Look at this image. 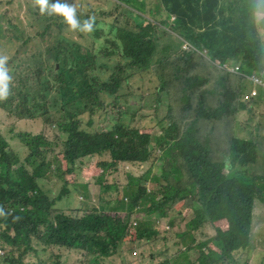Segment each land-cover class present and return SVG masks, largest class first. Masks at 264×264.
I'll return each instance as SVG.
<instances>
[{"label":"trees","instance_id":"1","mask_svg":"<svg viewBox=\"0 0 264 264\" xmlns=\"http://www.w3.org/2000/svg\"><path fill=\"white\" fill-rule=\"evenodd\" d=\"M29 1V14L52 20L44 31L55 26L58 40L50 59L53 64L32 73V84L24 87L17 104L18 99L3 105L8 115L31 121L17 136L31 151L23 162L0 132V179L9 185L0 187V203L9 212L0 247L7 257H26L35 252L36 240L50 238L52 246L70 250L73 264L112 262L123 243L153 239L149 220L141 221L133 235L132 216L143 219L155 212L165 217L175 206L196 214L181 254L187 257L197 251L198 264L220 263L249 247L253 203L264 199V168L259 167L264 164V145L235 136L236 112L245 107L243 98L251 97L253 84L245 80L255 75L264 81V5L255 2L251 7L248 0H153L144 7L150 0H111L113 10L75 12L81 22L92 17L93 28L87 32L91 57L73 65L78 57L63 34V23L58 22L63 16L41 13L36 0ZM63 2L69 4V0ZM158 10L167 16L156 17ZM167 26L172 27L166 30ZM186 43L189 50L184 49ZM223 66L238 68V73L224 71L222 76L219 68ZM208 70H213L211 77L205 73ZM134 78L149 88L139 95L124 94V87ZM65 84L76 87L70 100ZM156 96L155 111L141 117L132 112V99ZM258 99L263 101L264 90ZM112 109L118 118L102 130L100 125L108 124ZM38 121L43 129L58 127L68 133L66 145L75 151L60 153L67 173H75L70 165L82 166L81 159L99 156L89 163L85 178L98 165L116 174L115 184L102 185V200L107 202L98 211L87 213L71 200L61 205L38 187L37 179L46 173L47 155L59 146L58 137L50 141L44 131L35 130ZM82 124L89 128H81ZM157 126L163 134L152 138ZM214 133L218 134L216 143ZM155 139L161 154L151 146ZM42 146L48 149L40 151ZM108 153V161H103ZM159 160L161 173L153 174L150 169ZM146 165L148 171L139 177L131 175L134 167ZM121 169L126 181L123 192L118 190ZM81 181L72 176L63 185H85ZM146 182L157 188L149 191ZM65 191L62 186L61 193ZM197 214L212 216V222L228 218L229 229L218 230V239H208L200 232L203 219ZM147 246L151 250L152 245ZM218 251L223 257H217ZM186 257L177 264H183Z\"/></svg>","mask_w":264,"mask_h":264},{"label":"rangeland","instance_id":"2","mask_svg":"<svg viewBox=\"0 0 264 264\" xmlns=\"http://www.w3.org/2000/svg\"><path fill=\"white\" fill-rule=\"evenodd\" d=\"M249 5L252 7L256 2L258 6L264 5V0H248ZM150 3H153V0H150L144 4V7H148ZM70 4L75 8V12L88 13L89 10H93L96 12H100L103 10H113L114 6L111 0H70ZM29 5L32 3L29 1ZM28 3H26V11L28 13L22 18L21 10H12L10 9V4L6 1H0V13L3 10L6 12L9 20L6 18H2L0 21V28L2 30L3 35H0V40L5 42L6 48L12 52L14 57L12 60L14 61V71L9 77L8 80L10 84V88H8V94L5 98L0 99V131L5 134L7 138L11 136L12 133L16 132L19 128L16 127L17 121L15 118H11L5 112L7 109L4 108V103L6 100H17L19 96V92L23 90L25 86H30L32 84V73L36 71L37 68L44 70L45 63L49 61V59L53 56L52 50L54 49L56 42L58 40V32L55 29V26L49 28L47 31H44V28L50 22L47 21L46 18H38L35 14L30 15ZM34 13H40L39 11H33ZM157 12V11H156ZM261 12H264L261 11ZM260 13V12H258ZM164 16H167L166 14ZM256 17V20L259 21L261 19L260 15ZM157 17L160 18L161 15L157 14ZM174 20V18H173ZM65 27H63V34L68 35V40L70 45H74L75 47L71 49L72 53L78 57V60L73 63H77L79 59L87 60L90 56L91 50V40H89V34L87 32H82L76 29H71L69 25L65 22V20H60ZM173 25V21L170 23ZM172 26L165 27L166 30H169ZM175 35V31L172 30ZM14 33L13 37L10 39L7 38V34ZM173 37H176L174 36ZM6 39V40H5ZM169 45H171V41L168 40ZM3 47V45H0ZM79 47L80 51L76 48ZM164 45L162 46V48ZM185 48V45H184ZM162 50V49H161ZM206 53H203V57H205ZM207 63V56L204 58ZM219 68V67H218ZM221 71V75L224 76V71L228 73L234 74L232 69L229 67L219 68ZM213 70L205 71L206 75L209 77L212 76ZM106 78V76H105ZM246 84H253V89L250 93V96L257 91L259 94V89L257 88V84H263L264 81L255 77L251 80L246 79ZM65 94L67 99H71L76 93V87L72 84H65ZM149 86H145V82L139 80L138 78L133 79L128 86L124 87V94L133 93L135 95H139L141 92L147 91ZM248 97L243 98L241 103L245 105L243 108H239L236 112V118L238 119L235 136L239 139L248 137L249 141L253 138V141L257 144L264 145V99L260 101L258 97ZM19 99L16 101L17 104ZM132 107V112L136 113V116L141 117L145 112H153L159 106L158 97H148L146 100L140 101V98H134L130 102ZM2 105V106H1ZM118 112L116 109H112L108 115V124H102L101 129L107 130L109 126L113 124L114 120H117ZM143 121V119H142ZM141 121V122H142ZM86 119L84 120V123ZM31 121L27 122V125H23L20 129H27ZM36 127V131H44L48 134L50 141L52 138L58 137L56 139L57 144L59 145L57 148H54L53 152H60L62 149L61 143H69V141H63L67 136L63 134L61 137L62 129L58 127H49L45 126L43 129L39 125V121L34 123ZM83 127L89 128L86 124H82ZM91 130V129H89ZM163 130L160 127H156L155 131H153V137L162 136ZM212 138L214 142L219 141L218 134L214 133ZM153 150H157L158 154H161L160 149L156 143V139L153 140L152 143ZM12 147L15 152L18 153L19 157L23 158L25 153L20 151L21 145L13 142ZM213 148V147H212ZM48 149V146H42L40 151H44ZM74 150V149H73ZM214 151V150H213ZM215 153V151H214ZM60 154V153H59ZM51 154L47 155L48 160L50 159ZM37 162H40V159H37ZM162 162L159 160L157 164L152 169L153 174H160L162 170ZM260 168H264V164L259 163ZM149 168V165L144 167L134 168L135 174H140ZM95 170H92L89 175L93 176ZM109 172V171H108ZM112 176H109L108 180L113 181L114 176L116 174L110 173ZM72 177V176H70ZM82 180V179H81ZM118 182L120 184L126 183L125 181V173L121 169V175L119 177L118 174ZM122 186V185H121ZM148 190H155L157 185L152 182L147 183ZM59 185L56 187V190L59 191ZM124 188L122 187V191ZM100 188L98 183L96 187L92 190V196L97 197L99 195ZM74 204L78 205L83 202L79 198V194H75L73 197ZM67 208V207H66ZM69 210V209H68ZM185 207H177L174 211L170 212L168 218L162 219L161 222L156 224V228L158 230L159 239L155 243H141L136 244L132 242L123 243L121 248V252L119 255L115 256L112 262L105 261L102 264H153L162 263L164 259H168L173 255L177 254L179 247H183L182 239L188 234L193 228L190 226V219L194 217V214L189 210L188 215L185 214ZM78 216H83L82 213L78 212ZM256 219L254 221V226L252 227V233L261 235V238L264 236V205L257 202L256 203ZM131 219H134L132 216ZM177 221V224L174 228L170 227L171 222ZM165 239V240H164ZM147 245H152L151 250H149ZM249 253L250 256H253L254 264H264V240L255 238V242L250 245L249 250L246 252ZM198 252L193 251L192 254H188L187 257L191 263L196 264V257ZM73 255L61 254V253H50L43 255L41 257H33L29 256L26 258V264H40L41 262L44 264H73L72 262ZM248 259V257H247ZM252 261V262H253ZM239 264H243L245 259L240 257L237 259Z\"/></svg>","mask_w":264,"mask_h":264},{"label":"clouds","instance_id":"3","mask_svg":"<svg viewBox=\"0 0 264 264\" xmlns=\"http://www.w3.org/2000/svg\"><path fill=\"white\" fill-rule=\"evenodd\" d=\"M0 1H6L7 3L10 4V9L12 10H21V17L23 18L28 12L26 11V3H28L29 5V0H23V3H19V5L17 7H15V2L16 0H0ZM36 3L39 5V10L41 13L44 12H48V14H52V13H57L62 15L63 17H61L58 22L60 23V20H65V22L67 23V25H69V27L71 29H76L82 32H88L91 31L93 28V23H92V17H89L88 19L83 20V22L79 21L75 15V8L70 4V0H69V4L67 2H63V0H55V2L52 3V0L50 2H48V0H36ZM135 9H133L135 12L138 13L137 10H139L137 8V6H135ZM1 10V7H0ZM78 13V12H76ZM161 16H164L165 13L164 11L158 10V13ZM156 14V17H157ZM142 16H145L144 12H141ZM2 18H6L7 21L9 20L8 16L6 15V12H4L3 10L0 13V21ZM172 19L175 17H171ZM63 27H65V24H63ZM52 28V27H51ZM0 35H3L2 30L0 28ZM14 33L11 34H7V38L6 39H10L11 37H13ZM5 39V40H6ZM0 45H3V47L0 46V99H3L7 96L8 94V88H10V84L8 82V80L10 79L9 77L11 76V74L14 71V61L12 60V58L14 57V55L12 54V52H10L9 49L6 48L5 42L3 43L2 40H0ZM188 47V48H187ZM191 47L189 45H185V50H189ZM51 59V58H50ZM50 59L48 62L45 63V65L47 63L53 64L52 62H50ZM223 67H229L230 66H223ZM221 67V68H223ZM58 69V67H57ZM233 73L237 74L238 73V68H231ZM256 76H252L247 78L248 80H251L253 78H255ZM135 79V78H134ZM63 86V85H62ZM257 88L259 89V94L261 93V90H264V85L263 84H257L256 85ZM65 88V87H63ZM25 91L24 88L23 90H21L19 92V94ZM256 92V94L254 95V93ZM251 97H256L258 96V92L255 91ZM76 95V94H75ZM74 95V96H75ZM50 98L52 96H54V91L49 93ZM66 96V94H65ZM73 96V97H74ZM72 97V98H73ZM250 97V98H251ZM71 98V99H72ZM248 98V99H250ZM67 99V98H66ZM70 100V99H67ZM2 106V105H1ZM7 115L8 113L5 112ZM11 118H15L17 121L16 127L19 128L16 132L12 133L11 136L9 138H7L5 136L4 133H2L1 131V136L9 143V149L11 150V152L15 155L18 156V153L15 152L14 148L12 147V143H18L19 145H21L20 151L25 153V156L23 158H20V161L23 162L24 159L30 155L31 151L25 146V144L19 139L17 138L19 133H24L25 129H20V127H22L23 125H27V122L30 121L28 118H24V119H19L17 117L8 115ZM81 128L83 129H88L85 128L81 125ZM63 134H65L66 139L63 141H67L68 138V133H61V137L63 136ZM61 151L59 153H66V150H70V151H75V148H70L65 144L61 143ZM74 149V150H73ZM54 151V150H53ZM58 152H51V156L50 159L48 160V158H46V166H45V175L38 178L37 179V185L38 187L41 189V191L46 194L47 196H49L52 200L53 198L60 203L61 205L63 203H66V201H73V196L75 194H79V198L83 201L81 203H79L81 205V207L87 212V213H91V212H96L100 209L101 204L103 203V205L105 204V202L102 200V185L104 184H115L114 180L113 181H109L108 178L109 176H112L110 174V172L105 171L101 166L98 165L97 168H93L92 170H95L93 176H90L89 173L86 174V178H85V170L87 168H90L89 163L91 161H95L99 156H95V157H87V158H83L80 160V162L78 163H83L82 166L78 167V166H73L70 165L71 168H76L75 173L69 174L67 173V168L68 166L66 164H63V161H65V159H62V157L60 156ZM109 159V153L108 155H106V158L103 161H108ZM41 163V161L39 162ZM102 163V162H101ZM100 163V164H101ZM140 167H144V166H140ZM135 168V167H134ZM134 168L132 169L131 175H133L134 177H139L140 175L143 174V172H141L140 174H135V170ZM149 168L146 171H148ZM152 171V168L150 169ZM70 176H77L80 179H82L81 183H84L85 185H81L78 187H75L73 185H71L70 183H67L66 185H63V180H65L66 178H69ZM107 180V182H106ZM98 183L99 188H100V192L99 195L97 197L92 196V190L94 187H96V184ZM102 183V184H101ZM148 182H146L147 185ZM59 185L60 189L59 191L56 190V187ZM123 184H120L118 182V187H119V191H122V187L121 186ZM9 185L4 181V179H0V187H8ZM62 186H66L67 191L62 192L61 193V189ZM61 194V199L57 200V197ZM112 194V193H111ZM111 194H105L104 197H108ZM0 201H1V194H0ZM259 202L261 204L264 205V199L261 198H256L254 200L253 203V220H252V227L254 226V221L256 219V203ZM78 204V205H79ZM175 209H177V206H175L174 208L170 209L168 212V215L163 217V216H159L157 213L152 212L149 214L148 217H143L139 218L137 216H133L134 219H131L130 221V227L131 230L133 232V235L136 236V231L137 228L139 227V223L141 221L144 220H149L151 222V227L153 228V239L151 241H143L142 243H155L158 241L159 237L158 236V230L156 228V224L158 222H161L162 219H166L168 218L170 212L174 211ZM189 211V210H188ZM188 211L185 210V214L188 215ZM193 214L194 217L192 219H190L189 223L190 226L192 227L191 221L196 217V214L193 210H190ZM109 212V210L107 211ZM198 215V214H197ZM9 216V212L7 210V208L0 203V236H3L6 233V230L8 228V221L7 218ZM201 219H203V223L202 226L200 227V232H203L208 239H218V230H221L222 232H226L229 229L230 226V221L228 220V218H221L219 219L217 222H212V216H199ZM231 219V218H230ZM232 220V219H231ZM177 224V221H173L170 224V227L174 228ZM193 228V227H192ZM192 231H190L189 233H191ZM252 237L250 240V245L252 244V242H255V238H259V239H263L264 240V236L261 238V235L259 234H255L252 233ZM165 240V239H164ZM184 238L182 239L183 242ZM185 244L183 243V247H179V250L177 252V254L173 255L172 257H169L168 259H164V261L162 263H158V264H177V262L182 259L184 256L186 257L185 254H181L183 252L186 251V247H184ZM34 247H35V252L34 253H30L28 254L26 257H19L18 254L15 255V258H8L7 254H6V250H3L0 247V264H26L25 260L27 257L29 256H33V257H41L43 255L46 254H50L53 252L56 253H61V254H67V255H73L70 250L68 249H63V248H59V247H54L52 246V239L50 238H45L42 240H36L34 242ZM250 247V246H249ZM249 247L247 248H243V249H239L240 251L235 253L234 255H231L230 257L227 258H222L224 260H222L220 263H216V264H239L237 262V259H239L240 257H243V259H245V262H243V264H254L255 262L253 261V256H250L249 253H246L249 250ZM242 250H246V251H242ZM193 252H190L188 254H192ZM217 257H223V253L220 251L217 252ZM187 254V255H188ZM248 257V259H247ZM186 261L183 262V264H193L190 262V260L188 259V257H186ZM197 259V257H196ZM106 260H100L99 263H94V264H102L103 262H105ZM253 261V262H252ZM40 264H44V263H40ZM150 264H153V262H151ZM196 264L197 261H196Z\"/></svg>","mask_w":264,"mask_h":264},{"label":"crops","instance_id":"4","mask_svg":"<svg viewBox=\"0 0 264 264\" xmlns=\"http://www.w3.org/2000/svg\"><path fill=\"white\" fill-rule=\"evenodd\" d=\"M19 3H23V0H16V2H15V7H17L18 5H19Z\"/></svg>","mask_w":264,"mask_h":264},{"label":"built area","instance_id":"5","mask_svg":"<svg viewBox=\"0 0 264 264\" xmlns=\"http://www.w3.org/2000/svg\"><path fill=\"white\" fill-rule=\"evenodd\" d=\"M188 48V47H187ZM256 94V92L254 93V95Z\"/></svg>","mask_w":264,"mask_h":264}]
</instances>
